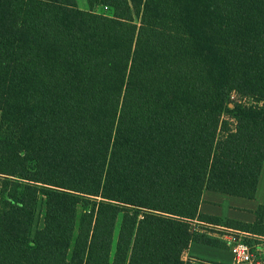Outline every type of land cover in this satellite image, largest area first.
<instances>
[{
    "label": "trees",
    "instance_id": "1",
    "mask_svg": "<svg viewBox=\"0 0 264 264\" xmlns=\"http://www.w3.org/2000/svg\"><path fill=\"white\" fill-rule=\"evenodd\" d=\"M87 3L0 0V264H190L191 243L227 248L199 206L205 190L256 197L264 0ZM255 214L226 225L264 236Z\"/></svg>",
    "mask_w": 264,
    "mask_h": 264
},
{
    "label": "crops",
    "instance_id": "2",
    "mask_svg": "<svg viewBox=\"0 0 264 264\" xmlns=\"http://www.w3.org/2000/svg\"><path fill=\"white\" fill-rule=\"evenodd\" d=\"M81 8L82 10H88V3L86 0H82L81 2ZM261 193H264V164L262 167L261 175H260V180L258 184V189L256 193L255 200H258L260 197ZM228 197V199L226 198ZM247 198H242V197H237V196H232L216 191H210V190H205L202 196V202L199 206V212L205 215L209 216H214L217 218L221 219V223L219 224H212L210 222H201L200 224L205 226V227H217L219 225H226V220H235L238 222H243V223H249L253 224L256 220V210H254L253 213H248L247 210H250L254 207H250L246 201ZM254 200V199H251ZM264 205V204H262ZM261 206V204L259 205ZM212 236L218 238L215 233H211ZM193 247L194 243H191L189 245V248L184 256V259L187 260L189 259H198L201 261V259L204 260V262L208 263H214V264H231L232 262V254L230 251L228 253L230 254V257H227L222 249L218 248L216 249L213 247H205L206 249H203L202 251H195L193 252ZM199 248H197L198 250ZM229 250V249H228ZM199 252V253H197ZM211 253L214 256L213 261L208 260L212 255L209 254Z\"/></svg>",
    "mask_w": 264,
    "mask_h": 264
},
{
    "label": "built area",
    "instance_id": "3",
    "mask_svg": "<svg viewBox=\"0 0 264 264\" xmlns=\"http://www.w3.org/2000/svg\"><path fill=\"white\" fill-rule=\"evenodd\" d=\"M102 8L106 12H113L111 6L102 5ZM213 228L222 231V234L218 235V239H220L231 252L234 264L263 263L264 236L236 230L224 225L214 226Z\"/></svg>",
    "mask_w": 264,
    "mask_h": 264
},
{
    "label": "rangeland",
    "instance_id": "4",
    "mask_svg": "<svg viewBox=\"0 0 264 264\" xmlns=\"http://www.w3.org/2000/svg\"><path fill=\"white\" fill-rule=\"evenodd\" d=\"M76 1V4H77V6L79 7V8H81V2H82V0H75ZM87 1V0H86ZM83 2H84V0H83ZM102 5L103 4H101V5H98V6H95L94 8H93V11L94 12H96V13H99V14H103V15H107V16H112V14H113V12L112 13H109V12H106L103 8H102ZM89 7V6H88ZM89 10V9H88ZM87 10V11H88ZM251 100L252 99H245L244 100V102H246V103H249V102H251ZM227 199H228V197H226ZM244 201H246L247 202V204L250 206V207H254V208H252V209H250V210H247V212L248 213H253L254 214V210L255 209H258L260 206V204H261V206H263L264 207V205H262V204H264V193H261V195H260V197L258 198V200H251V199H245ZM44 205H43V203L42 202H40L39 203V206H38V210H37V214H36V218H35V223H34V227H33V231H32V235H34L35 234V232H36V230H38L39 228H41L42 226H43V212H44V207H43ZM82 213H83V207H82V205L81 204H78V206H77V213H76V220H77V227H76V231H75V236L74 237H76V235H77V231H78V223H79V219L81 218V215H82ZM255 215V214H254ZM213 224V223H212ZM199 228H206L208 231H210L211 233H215V235H221L222 234V231L221 230H219V229H216V228H213V227H205V226H203V225H201V224H199ZM197 227H198V225H197ZM213 247V246H209V245H204V244H201V243H194V247H193V252H195V251H199V250H203V249H206L205 247ZM227 247V246H226ZM197 248H199L198 250H197ZM213 248H215V247H213ZM216 249H218V248H216ZM220 249H222L224 252H226V253H224L227 257H230V254L228 253V249L227 248H220ZM264 252V251H263ZM197 253H199V252H197ZM209 254H211V253H209ZM212 255V254H211ZM263 257V259H264V255L262 256ZM213 259H214V256L212 255L210 258H208V260H212L213 261ZM187 260L188 261H190V264H214V263H208V262H204V260L203 259H201V261L200 260H198V259H189V258H187ZM231 264H234V262H233V257H232V262H231ZM260 264H264V260H263V263H260Z\"/></svg>",
    "mask_w": 264,
    "mask_h": 264
}]
</instances>
